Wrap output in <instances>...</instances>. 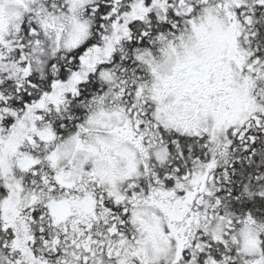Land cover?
<instances>
[{"label":"snow or ice","instance_id":"6c2138e0","mask_svg":"<svg viewBox=\"0 0 264 264\" xmlns=\"http://www.w3.org/2000/svg\"><path fill=\"white\" fill-rule=\"evenodd\" d=\"M0 264H264V0H0Z\"/></svg>","mask_w":264,"mask_h":264}]
</instances>
